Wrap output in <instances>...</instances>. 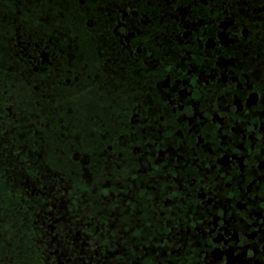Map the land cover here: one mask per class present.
Segmentation results:
<instances>
[{
    "label": "flooded vegetation",
    "instance_id": "af4514ba",
    "mask_svg": "<svg viewBox=\"0 0 264 264\" xmlns=\"http://www.w3.org/2000/svg\"><path fill=\"white\" fill-rule=\"evenodd\" d=\"M0 264H264V0H0Z\"/></svg>",
    "mask_w": 264,
    "mask_h": 264
},
{
    "label": "snow or ice",
    "instance_id": "6c2138e0",
    "mask_svg": "<svg viewBox=\"0 0 264 264\" xmlns=\"http://www.w3.org/2000/svg\"><path fill=\"white\" fill-rule=\"evenodd\" d=\"M129 7H132V5L130 4ZM133 11H134V9H133Z\"/></svg>",
    "mask_w": 264,
    "mask_h": 264
}]
</instances>
